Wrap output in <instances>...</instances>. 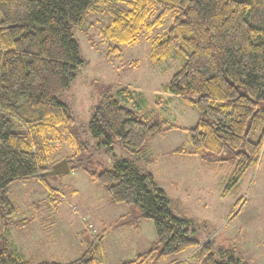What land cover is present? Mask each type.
I'll list each match as a JSON object with an SVG mask.
<instances>
[{
	"label": "trees",
	"instance_id": "16d2710c",
	"mask_svg": "<svg viewBox=\"0 0 264 264\" xmlns=\"http://www.w3.org/2000/svg\"><path fill=\"white\" fill-rule=\"evenodd\" d=\"M95 14L108 17L98 28L107 60L121 59L120 46L137 44L143 36L150 39L153 64L170 57L181 61L164 91L195 109L199 119L184 129L190 149L183 144L171 154L196 157L212 170L234 162L223 196L259 161L264 141V0H0V264H105L104 231H79L83 251L69 263L25 259L9 239V227L28 229L37 210L33 205L32 216L13 221L10 185L44 182L56 164L49 141L63 135L74 149L63 158L70 172L82 171L113 203L126 206L116 225L136 232L141 221L153 225L155 239L149 247L120 264L157 262L189 249L195 250L192 262L173 259L170 264H248L234 245L215 246L214 229L206 222L175 215L177 201L146 168L153 161L150 141L177 128L167 120L151 121L103 92L88 121L89 135L96 147L109 153L117 144L128 157H113L112 166L100 170L78 160L88 141L79 139L74 115L60 99L87 65L74 32ZM166 18V32L152 37ZM118 94L135 106L142 101L128 85ZM160 103L157 97L155 104ZM45 187L42 206L57 211L61 196L49 184ZM38 224L46 225V219Z\"/></svg>",
	"mask_w": 264,
	"mask_h": 264
},
{
	"label": "rangeland",
	"instance_id": "374dc122",
	"mask_svg": "<svg viewBox=\"0 0 264 264\" xmlns=\"http://www.w3.org/2000/svg\"><path fill=\"white\" fill-rule=\"evenodd\" d=\"M107 22L106 14L91 15L83 28L74 32L87 65L77 73L60 100L74 115L79 139L88 141L87 150L78 156V160L100 170L109 169L113 157H128L117 144L112 145L109 153L96 147L95 140L89 135L88 121L103 92L151 121L167 120L177 128L150 141L148 154L153 161L146 168L159 188L177 201L173 207L174 214L191 217L198 223L206 222L214 229L215 246L234 245L248 264H264V141L256 166H249L237 188L223 196L221 193L234 162H225L222 168L212 170L202 167L196 157L171 154L183 144L185 150L190 149L184 129L194 127L199 119L195 109L164 91L181 61L170 57L159 65L153 64L149 59L150 39L143 36L137 44L120 46L121 59L107 60L106 45L99 43L98 37V28ZM168 26L169 19L166 18L162 27L153 30L152 37L165 33ZM125 85L141 96L139 105L122 100L118 93ZM157 97L161 98L160 104H155ZM49 143L54 149L53 163L74 152L64 135L52 138ZM45 184L56 189L61 196L57 211L42 206L48 194ZM9 200L15 209L13 221L29 218L34 213L33 205L37 206L36 218L28 229L18 231L9 227V239L14 246L16 243L15 248L25 259L58 263L76 260L83 251L79 231L84 227L94 235L105 232V264L128 261L130 252L139 253L147 249L155 239L153 225L147 220L141 221L139 233L131 228H118L116 224L119 217L127 212L126 206L113 203L80 170L48 176L44 182L39 179L14 182L10 185ZM41 218L46 219V225L38 224ZM201 237L206 239L202 233ZM194 251L189 249L175 257L147 264H170L173 259L192 262Z\"/></svg>",
	"mask_w": 264,
	"mask_h": 264
},
{
	"label": "water",
	"instance_id": "95a60500",
	"mask_svg": "<svg viewBox=\"0 0 264 264\" xmlns=\"http://www.w3.org/2000/svg\"><path fill=\"white\" fill-rule=\"evenodd\" d=\"M70 172L68 164L65 159L57 162L52 166L51 170L47 173L48 176L66 175Z\"/></svg>",
	"mask_w": 264,
	"mask_h": 264
},
{
	"label": "crops",
	"instance_id": "0c3cea01",
	"mask_svg": "<svg viewBox=\"0 0 264 264\" xmlns=\"http://www.w3.org/2000/svg\"><path fill=\"white\" fill-rule=\"evenodd\" d=\"M118 228H120V229H122V228H127V227H118ZM141 231V223L139 224V231H138V233ZM153 241V240H152ZM151 241V242H152ZM13 245H14V243H12ZM15 246H16V243H15ZM149 247V246H148ZM133 250H135V249H133ZM137 253V251H135V252H130L129 253V255H127V258H128V261L129 260H131L133 257H134V255Z\"/></svg>",
	"mask_w": 264,
	"mask_h": 264
}]
</instances>
